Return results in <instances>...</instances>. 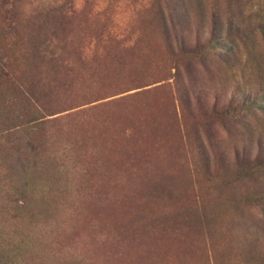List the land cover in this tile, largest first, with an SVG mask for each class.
I'll return each mask as SVG.
<instances>
[{"label": "rangeland", "instance_id": "1", "mask_svg": "<svg viewBox=\"0 0 264 264\" xmlns=\"http://www.w3.org/2000/svg\"><path fill=\"white\" fill-rule=\"evenodd\" d=\"M189 1L179 32L207 45L226 5ZM162 2L0 0V68L46 110L3 147L7 264H264V61L244 54L258 38L229 51L216 29L185 60ZM231 101L246 111L209 119Z\"/></svg>", "mask_w": 264, "mask_h": 264}, {"label": "trees", "instance_id": "2", "mask_svg": "<svg viewBox=\"0 0 264 264\" xmlns=\"http://www.w3.org/2000/svg\"><path fill=\"white\" fill-rule=\"evenodd\" d=\"M195 1L198 2V0ZM217 1L214 0V3L216 4ZM237 2L240 3L234 7ZM187 3L189 4L190 1L181 0L179 8L172 0H163L162 5H160L163 8L159 7L157 9L159 30L170 52H173L175 48L179 53L184 54L185 60L189 61L195 59L196 56H203L216 47L214 33L218 29L219 41H228L230 44L229 51L233 48L234 40H240L244 43V41H250L252 37H257L259 45L256 51L258 56H254L252 52H245L244 54L246 60L253 64L256 72L261 70L260 63L261 60L264 61V0H219L216 6L219 4L220 8L225 3L226 8L221 12L219 9V14L213 9L210 18L211 35L207 45H201L200 39L197 37L194 39L193 44H187L183 34L179 32V29L182 30L187 25L186 17L183 18L186 12L183 5ZM233 10L235 11L233 12ZM185 69L188 71L187 66H185ZM8 76L9 72L4 71L3 67L0 68V168L4 170L6 169L5 164L10 163L7 169L10 168L11 157L5 156L3 147L8 143L14 144V141H18V135L37 130L46 123V120L40 116L41 112H46L44 106H41L34 96H29L22 85L19 88L14 87L13 81ZM9 90L17 93L15 98H8L9 96L6 93ZM258 93L264 101V90L261 87L258 89ZM246 109L245 104L234 106L231 101L219 112L216 108H212L209 119L234 117L239 112L246 111ZM2 142L5 143L2 144ZM20 150L24 151L25 149L19 148L15 152L18 154L17 151ZM34 166L36 167L35 164ZM14 192L19 193V197L22 195L18 207L24 208L27 198L24 191L18 187ZM2 250L0 247V253ZM6 261L8 260H4L0 254V264H7Z\"/></svg>", "mask_w": 264, "mask_h": 264}]
</instances>
